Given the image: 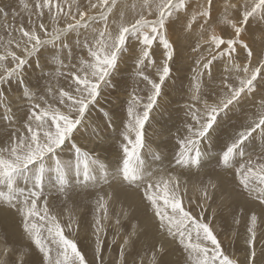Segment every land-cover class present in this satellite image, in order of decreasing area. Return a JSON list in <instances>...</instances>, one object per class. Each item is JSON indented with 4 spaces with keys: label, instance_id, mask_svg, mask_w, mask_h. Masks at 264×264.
<instances>
[{
    "label": "snow or ice",
    "instance_id": "1",
    "mask_svg": "<svg viewBox=\"0 0 264 264\" xmlns=\"http://www.w3.org/2000/svg\"><path fill=\"white\" fill-rule=\"evenodd\" d=\"M221 3L214 15L216 0H20L27 15L16 12L11 20L0 7V264H107L104 237L119 196H139L164 239L145 241L129 261L146 229L132 224L121 236L129 219L122 207L111 241H122L116 264H168L165 240L181 250L184 264H264L262 216L254 209L239 256L226 251L212 226L218 191L217 207L243 195L264 212V47L257 52L245 39L254 28L264 36V0ZM177 26L194 35L195 58L188 89L176 101L182 107L175 132L157 131L174 80L170 33ZM129 60L132 83L117 124L103 102L120 89L116 77ZM165 136L175 141L170 152ZM113 145L108 159L103 153ZM210 166L230 175L234 188L223 190L210 177L198 198L189 197L183 176ZM93 193L89 259L75 238L79 222L69 215L62 223L50 198L67 204ZM10 217L22 242L8 227Z\"/></svg>",
    "mask_w": 264,
    "mask_h": 264
},
{
    "label": "rangeland",
    "instance_id": "2",
    "mask_svg": "<svg viewBox=\"0 0 264 264\" xmlns=\"http://www.w3.org/2000/svg\"><path fill=\"white\" fill-rule=\"evenodd\" d=\"M201 2H203V0H201ZM0 7H6V10L9 12V20L12 19V14L16 12H20L24 16L27 15L20 4V0H0ZM220 11H222L221 0H216V9L214 11V15ZM223 34L228 36L231 34V30L224 28ZM170 36L177 49V55L175 57L176 63L174 66L175 70L173 73L174 80L169 82L170 86L167 89L168 97L165 101V105L168 110L157 117L159 124L156 125V130L160 131L161 126H163L164 128L171 129L173 132H175V129L179 123L177 110L182 107V104H177L176 101L182 100V93L186 92L188 89V83L190 79L189 69L193 59L195 58V54L191 51L195 37L194 35L185 34L179 26H177L175 30L170 33ZM245 39L257 52H259L260 49L264 47V36H262L258 30H255V28L246 34ZM161 52L162 49L158 50L156 53L158 60L161 58ZM131 71L132 62L129 60L125 65L122 66L120 74L116 77V79L120 82V89L115 92L109 90L108 93H105L106 100L103 102V106L105 108H110L116 114L117 124H119L120 119L123 118L125 114V102L127 99L125 86L131 85L132 83L130 75ZM179 115L182 116V112L179 113ZM93 116L98 117L99 113L94 111ZM163 139L167 144L166 151L170 152L172 146L175 143L174 139L168 136H165ZM160 143L161 139L156 138L153 146L155 147L156 144ZM117 148L118 145H113L107 152H104L103 155L106 158L111 159L112 155L117 151ZM256 151H259L258 143ZM164 166L167 167V162H165ZM210 177L215 182L220 184L223 190H231L235 186L230 175L225 174L219 169L214 170L210 166L198 174H185L183 176V179L188 180L189 197L198 198L199 192L197 191V188L202 186L201 181L206 182ZM221 195L222 192L218 191L215 198L216 202H214L212 206L216 209V215L215 219L212 221V226L217 233L218 238L222 241L226 251L228 253H235L237 256H239L246 247L245 241L247 239V228L249 226L250 211L254 209L258 215L262 216V221L257 228L258 246L261 237H264V212H262L257 204L248 200L243 195L235 196L230 208L217 207V203L219 202ZM95 199V193L92 195H74L70 198L67 204H65V202H63L60 197L50 198V207L60 217L62 223H67L69 215H72L79 222V231L75 238L80 242V246L85 251L89 259L92 258V249L94 246L92 224ZM185 202L187 203V199ZM122 207L129 211V219L122 220V224L119 226L121 236L131 231L132 224L138 225L142 230L146 229V234L141 231L135 249L131 254L128 255L129 261L134 258H138L137 252H139L145 246V241L148 243H153L164 239L158 234L156 223L151 219L150 211L145 208V205L141 202L139 196H135L133 199H125L123 196H119L111 202L110 208L113 219L108 221V235L104 237L105 248H111V255L109 256L106 254L105 256L107 264H116L118 259L119 245L122 241L117 240L115 244H112L111 241L113 236L117 234V226L114 225V218L121 212ZM211 214L212 209H210L209 212L205 214L206 219L210 217ZM237 221H239V223H237ZM8 227L11 231H13L14 239L18 242H22L17 218L10 217L8 221ZM232 236H234L235 239ZM164 243L168 249V254L165 257V260L168 262V264H184L185 257L177 245L167 240H165ZM32 258L38 259L35 253H33Z\"/></svg>",
    "mask_w": 264,
    "mask_h": 264
},
{
    "label": "bare ground",
    "instance_id": "3",
    "mask_svg": "<svg viewBox=\"0 0 264 264\" xmlns=\"http://www.w3.org/2000/svg\"><path fill=\"white\" fill-rule=\"evenodd\" d=\"M221 182H222V181H221ZM225 185H226V183H225ZM240 196H242V195H240ZM234 198H235V197H234ZM239 198H240V197H239ZM233 201H234V200H233ZM235 202H236V201H235ZM249 204H250V203H249ZM230 207H231V206H230ZM230 207H229V208H230ZM214 208H215V207H214ZM133 209H134V208H133ZM239 210H241V209H239ZM242 210H243V209H242ZM220 230H221V228H220ZM219 232H220V231H219ZM233 234H234V233H233ZM233 234H232V235H233ZM236 235H237V234H236ZM234 236H235V235H234ZM234 236H232V237L235 239ZM231 240H232V239H231ZM240 240H241V239H240Z\"/></svg>",
    "mask_w": 264,
    "mask_h": 264
}]
</instances>
